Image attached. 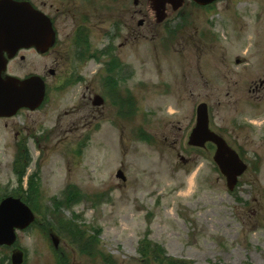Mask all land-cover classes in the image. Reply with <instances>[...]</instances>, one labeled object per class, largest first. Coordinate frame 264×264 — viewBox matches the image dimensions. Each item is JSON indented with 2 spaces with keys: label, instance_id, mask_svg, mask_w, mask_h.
<instances>
[{
  "label": "rangeland",
  "instance_id": "1",
  "mask_svg": "<svg viewBox=\"0 0 264 264\" xmlns=\"http://www.w3.org/2000/svg\"><path fill=\"white\" fill-rule=\"evenodd\" d=\"M228 3L211 9L187 0L169 8L174 28H138L139 44L124 51L134 65L122 82L129 117L106 106L105 118L78 131L90 108L84 90L52 83L45 109L0 120V202L27 198L37 214L18 232L25 264H57L49 231L66 248L74 242L67 225L91 237L92 264H160L139 254L143 239L194 264H264V91L252 92L264 79V0ZM24 55L13 65L19 76L51 66L34 50ZM200 102L210 106L211 128L249 164L234 191L215 147L188 144ZM11 254L0 247V262Z\"/></svg>",
  "mask_w": 264,
  "mask_h": 264
},
{
  "label": "flooded vegetation",
  "instance_id": "2",
  "mask_svg": "<svg viewBox=\"0 0 264 264\" xmlns=\"http://www.w3.org/2000/svg\"><path fill=\"white\" fill-rule=\"evenodd\" d=\"M30 1L37 9L50 16L57 35L54 47L40 55L51 60V66L45 64L43 67L45 70L41 75L46 80L47 94L44 106L40 110L45 109L49 104L50 90L53 87L51 84L55 83L59 90L66 88L84 90L81 99L84 105L90 108L88 115L83 117L86 122L81 126H74L78 131L81 127L86 128L83 132L90 131L101 118H105L101 110L106 106L108 109L111 106L113 109L119 107L117 114L129 117L130 99H128V89L122 85V82L126 78L125 71L132 70L134 65L132 61H126L124 51L130 47L134 49L139 44V27L147 23V28L152 31L157 26L171 24L173 19L169 8L177 11L178 2L148 0V6L152 5L153 11H151L148 6L144 9V5L138 8L140 0H53L51 4L43 0ZM143 1L141 0L142 3ZM156 1L165 2L163 14L155 10ZM179 1L184 6L187 0ZM226 1H229L228 5L230 3L239 5L242 2V0H218L209 7L216 8ZM140 15L141 18L138 19ZM26 52L27 50H21L9 61L4 77L10 74L17 75L13 65H21L25 60ZM236 61L241 62L240 59ZM261 90L264 91V79L258 80L252 92ZM98 96L103 100L100 105L96 100ZM1 119L7 120L4 117ZM20 133L21 131H18L17 136H20ZM86 238L88 236L79 234L80 241ZM66 246L57 251V264H80L85 260L92 264L91 261L95 259L93 252L89 251L92 248L88 241L81 242V245L73 242Z\"/></svg>",
  "mask_w": 264,
  "mask_h": 264
},
{
  "label": "water",
  "instance_id": "3",
  "mask_svg": "<svg viewBox=\"0 0 264 264\" xmlns=\"http://www.w3.org/2000/svg\"><path fill=\"white\" fill-rule=\"evenodd\" d=\"M200 5H207L215 0H194ZM163 2L157 7L162 9ZM55 33L51 20L41 11H36L31 3L25 1L0 0V115L12 117L22 107L34 111L44 101L46 94L45 81L39 76L18 79L10 76L2 77L7 60L2 57L4 51L9 57H14L21 48L35 47L38 51H47L55 42ZM100 101L99 103H101ZM197 125L192 131L189 144L197 147L214 142L217 152L214 160L221 172L226 176L230 190H234L239 177L243 175L248 165L241 159L239 153L233 150L225 139L210 129L209 107L201 103L197 110ZM118 177L123 178L120 171ZM35 214L30 206L19 197H7L0 203V245L13 246L17 242V228L27 229L35 221ZM54 245L59 247V239L53 237ZM25 253L18 249L11 256L13 264H23Z\"/></svg>",
  "mask_w": 264,
  "mask_h": 264
},
{
  "label": "trees",
  "instance_id": "4",
  "mask_svg": "<svg viewBox=\"0 0 264 264\" xmlns=\"http://www.w3.org/2000/svg\"><path fill=\"white\" fill-rule=\"evenodd\" d=\"M20 148H21V150H20L19 160L16 161V163H15V170H16V172H17V174L19 176L22 174L21 171H20L21 162L23 160L22 157H24V154L22 152L25 151L27 153V150H28V148L26 147V144L25 143L23 145H21ZM71 189L73 190L74 187H71L69 189L70 192H71ZM28 191H30V189H28L27 192ZM69 197H70V195H69ZM24 200L26 201V203H30L27 198H24ZM71 203H72V201L69 200V202L67 203V205H71ZM61 204L59 202L58 207H60ZM141 243L142 244L140 245L139 253L142 254V256H143L144 259L145 258L149 259V258H152L153 257L154 260L157 261V262H159L160 264H194V263L190 262L189 260H185L184 261V260L176 259L174 257L171 258L168 255V253L166 252V250L163 247H161L159 244H153V242H151V243L150 242H147L146 239L142 240ZM0 264H6V263L3 260L2 262H0ZM7 264H11L10 260H8Z\"/></svg>",
  "mask_w": 264,
  "mask_h": 264
}]
</instances>
